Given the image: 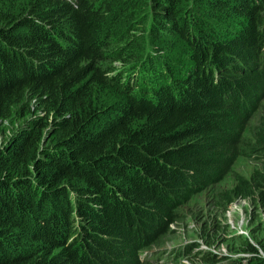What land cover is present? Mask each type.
I'll use <instances>...</instances> for the list:
<instances>
[{"label":"trees","instance_id":"trees-1","mask_svg":"<svg viewBox=\"0 0 264 264\" xmlns=\"http://www.w3.org/2000/svg\"><path fill=\"white\" fill-rule=\"evenodd\" d=\"M17 1L0 0V264H142L179 206L264 152V0H130L113 47L116 0ZM235 181L228 199L264 206V171ZM243 239L231 264H264Z\"/></svg>","mask_w":264,"mask_h":264},{"label":"rangeland","instance_id":"rangeland-1","mask_svg":"<svg viewBox=\"0 0 264 264\" xmlns=\"http://www.w3.org/2000/svg\"><path fill=\"white\" fill-rule=\"evenodd\" d=\"M24 1L17 2L22 5ZM116 1L120 6L115 8L111 22L117 24L120 21L118 16L122 13L124 22L121 21L122 23L117 26L121 33L118 38L120 42L109 41L111 47L130 40L129 27L137 24L133 3L124 0L122 5L121 0ZM136 11L141 22L146 20L148 15L150 16L144 31L148 41L146 51H150L148 45L151 41L150 9L148 8L146 12L145 8L140 7ZM118 62V60L114 61L116 64ZM263 107L264 94L260 97L258 108L251 113L250 127L259 119ZM9 135V131L0 135V144ZM245 138L250 140L252 136L246 133ZM255 170L264 171V152L240 156L222 181L205 188L179 206L177 209L179 218L169 226L167 233L158 243L140 251L139 259L142 264H208L211 262L203 260L207 256L206 253H210L214 258L218 256L226 258L225 256L235 255L233 253L236 252L245 253L247 245L243 249V245L239 243L241 239L245 242L243 237H253L254 240L264 243V206L252 199L235 196L228 199L224 195L234 188L236 174L249 179ZM77 235L78 233L75 232L74 237H78Z\"/></svg>","mask_w":264,"mask_h":264},{"label":"clouds","instance_id":"clouds-1","mask_svg":"<svg viewBox=\"0 0 264 264\" xmlns=\"http://www.w3.org/2000/svg\"><path fill=\"white\" fill-rule=\"evenodd\" d=\"M70 2H75L76 0H69ZM262 253V255L264 256V254H263V250L261 251ZM233 254H235V255H229V256H225L226 258H221V256H218L219 257V261H217V262H215V263H208V264H231V260H230V258H233V257H239V256H244L245 255V253H233Z\"/></svg>","mask_w":264,"mask_h":264}]
</instances>
